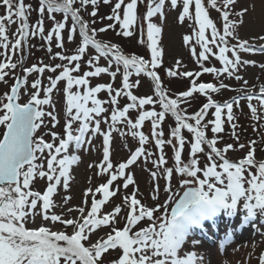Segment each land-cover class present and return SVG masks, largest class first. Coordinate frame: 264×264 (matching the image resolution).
Listing matches in <instances>:
<instances>
[{
  "label": "snow or ice",
  "instance_id": "snow-or-ice-1",
  "mask_svg": "<svg viewBox=\"0 0 264 264\" xmlns=\"http://www.w3.org/2000/svg\"><path fill=\"white\" fill-rule=\"evenodd\" d=\"M101 2L112 5L111 14L103 17L112 23L100 28H91L88 21L80 15L82 10L91 6L90 16L97 17L98 7ZM144 0H38L39 7L34 9L31 3L25 0H0V6L5 9L0 15V56L4 57L0 62V82H5L10 71L17 68V63L12 62V56L23 51V46L30 37L39 36L47 44V51L53 60L61 61L54 65H33L24 68V77L16 78L9 92L0 97V126L5 131L0 139V264H105L102 257L109 250H118L120 255L111 261V264H197L198 257L195 252L179 255L186 239L192 231L203 228L205 221L215 223V218L222 212L234 216L240 202L243 201L245 222L255 220L257 214L264 215V162L255 159V141L250 142V150L245 157L238 162L227 159V153L234 150L232 144L225 145L222 149L217 147L219 134L224 131L223 114L227 113V120L232 127V136L239 139L235 129L233 106L239 105L241 97H234L231 102L218 103L212 98L221 88L227 87L223 83L216 86L213 83H196L192 80L189 90L181 93L176 99H170L162 87L160 77L154 71L159 67L162 51L158 47L157 37L161 32L152 18L164 15L166 0H149L146 4V12L143 21H147L146 35L151 51L150 61L135 55H125L118 45L110 42L105 43L96 39L97 32H107L120 26V33L125 37L134 34L138 20V5ZM170 7L176 9L182 2V12L178 16L181 24L185 20L194 21L195 45H199L201 51L197 53L192 44L191 35L184 37V42L191 47V53L195 62L199 65L200 72H178L181 67L180 61L176 62L173 69H169V77L184 76L198 78L202 74H212L217 79L222 76L235 77L242 65L250 63L242 60L240 53L256 52L257 49L245 40L239 41L235 35L238 24L243 23V17L247 9L233 13L235 0H209L210 7L220 13L222 19V33L217 25L210 19L209 11L203 0H168ZM79 3L80 7L75 5ZM195 4L194 16L190 8ZM38 12V20L35 24L29 23L30 14ZM48 13V19L53 22V27L45 35L44 16ZM55 13H61L62 20H56ZM235 15L239 20L230 19ZM69 18L72 24L69 28V41L75 39L77 30L82 38L74 54H66L65 51L53 53L52 43L55 38L56 47L65 49L62 33L68 26ZM95 19L91 23H95ZM17 25L15 41L11 43V55L9 54L10 39L8 36L9 26ZM143 33V24L140 25ZM211 31V39L206 33ZM91 32V34H89ZM237 43L230 46V39ZM264 41V35L257 37ZM143 42V41H141ZM89 47L95 50L96 55L87 60L89 71L82 75H74L81 70V61ZM213 48L218 51H213ZM264 52V46L259 49ZM231 53V58L229 57ZM214 57L222 65V68L207 67L205 62ZM108 62V67L99 65L100 59ZM66 62V63H65ZM23 64V59L19 61ZM115 64L116 71H110ZM123 68L122 86L114 89L112 84H100L90 86L91 77H99L108 74L115 80L116 75ZM264 68V65H261ZM59 74L49 77V84L44 88L45 97L40 98L42 90V78L45 71ZM38 73L30 88L34 90L30 94L27 103H19L21 89L27 92V77ZM140 76L144 74L154 82L155 94L153 97H137L133 94V87L139 86L129 82L132 74ZM60 81L65 82L64 95L66 102L67 122L64 128V137L52 132V142L45 141L43 136H36L37 131L44 124V117H50L52 126L58 123L54 110L45 112L42 105H52V94ZM247 85V81H244ZM75 89V91H74ZM81 89L83 91H81ZM106 91L109 100L98 99V94ZM199 93L207 98L201 109L188 115L181 108L182 103H188L194 94ZM121 96L127 97L129 103L123 108L119 106ZM253 120H260L257 106L252 104L257 100L259 108L264 110V85H261L259 94L249 92L245 97ZM7 101V102H5ZM159 103L162 110L157 112L155 104ZM111 104L110 117L104 114L108 112L105 104ZM91 105V107L89 106ZM152 105V110H145V106ZM54 109V105H53ZM214 109V119L205 123V117L209 110ZM137 111L135 121L129 117L130 111ZM175 118V126L171 128L168 139L164 138L163 122L168 114ZM110 121V122H109ZM146 121L151 122V137L154 140L158 156L152 160L156 170L151 171L153 179L161 175L167 182L165 191L168 193L166 201L149 207L141 203L137 198L138 189L130 195L122 196V204L116 205L110 212L101 215L102 207L109 200L120 193L121 188L127 190L130 185H135L133 175L126 170L136 165L142 158L147 162L153 155L147 152L145 145L149 143V136L141 130ZM189 121H193L191 123ZM79 123L74 134L73 125ZM108 125L106 131H102L101 123ZM125 125L131 130L133 138H137L139 147L131 153L127 161L114 166L110 159V145L114 132L121 135L118 125ZM211 125L213 138L207 137L206 129ZM184 130L192 135L191 141H186L182 134ZM91 134V136H89ZM100 135L103 137V160L94 165L98 168V175L107 174L106 183L97 186L94 190L89 188L84 193L83 206L76 209L68 208L67 211L78 212V217L64 219L63 215L51 212L56 207L53 196L63 182L65 191L69 189L70 169L79 161L78 156L69 155V148L75 144L80 149L85 144H91V137ZM56 141H59L57 144ZM190 143V159L185 162L182 154L185 144ZM170 146L174 152V164L168 165L165 147ZM205 145L208 151L205 152ZM243 149L245 145L240 144ZM45 153L47 155L45 156ZM198 154H204L207 164L201 168ZM37 161H40L37 163ZM46 161V170L45 162ZM256 169L253 173L251 170ZM180 177V191H174L172 187L173 175ZM247 173V177L245 176ZM201 175L203 178H201ZM39 178L47 180L46 190H32L33 181ZM122 181V184L115 182ZM245 184L248 186L246 187ZM115 185V186H114ZM160 187L157 183L152 191V200L159 199ZM96 194L102 198L96 199ZM92 196L90 209L88 197ZM65 197V204L70 200ZM39 204V209H38ZM122 207L127 212H122ZM163 209V214L155 217L154 213ZM42 221L57 222L64 226V230L53 231L43 223L39 228L28 229L26 223L31 219L35 222L36 217ZM150 223L146 227L133 232V229L143 220ZM124 223V227L117 228L118 223ZM111 227L107 233L97 234L96 240H90V236L101 227ZM71 227L72 233L67 234L66 228ZM87 242V246L86 243ZM260 264H264V255L260 257Z\"/></svg>",
  "mask_w": 264,
  "mask_h": 264
},
{
  "label": "rangeland",
  "instance_id": "rangeland-1",
  "mask_svg": "<svg viewBox=\"0 0 264 264\" xmlns=\"http://www.w3.org/2000/svg\"><path fill=\"white\" fill-rule=\"evenodd\" d=\"M127 2V0H126ZM149 0H144L143 3L138 5V16L141 17L138 20L134 34L131 37H125L120 33L121 29L119 25H116L115 29H109L107 32H97L96 39L105 42L112 43L119 46V48L127 51L126 53L121 51L125 55L132 56L131 53L135 56H143L145 60L150 61L151 51L149 48V41L147 40L146 35V26L147 21H143V14L146 12V4ZM205 7L209 11L210 19L217 25V28L222 33V19L219 12L214 11L210 7L208 0H203ZM25 3H31L34 9L39 7L38 0H25ZM115 0H113V4ZM75 7L79 8L80 5L77 3ZM112 5H105L101 2L98 7L97 17L92 18L89 14L92 11L91 6L86 10H82L80 15L84 20L88 21L91 28L100 29L110 23L107 19H102L111 14ZM247 9L246 15L243 17V23L238 24L237 31L235 35L239 37V41H249L252 45H256L254 48L257 49L256 52L245 53L241 52L240 56L242 60L249 61L250 63L244 64L240 67L238 75L242 77L241 80H236L235 77L222 76L219 79L215 78L212 74H202L196 79V82L203 80L205 82L209 81V75L212 76V79L215 81L216 86L222 82L227 83V87L220 89L219 92L213 93L212 98L218 103L231 102L234 97H239L244 93L249 92H259L261 85H264V68L261 65H264V52H260L259 49L264 46V41L256 39L257 37L264 35V0H235L233 5V13L239 12L242 9ZM5 9L0 6V11ZM182 12V2L178 5L176 9L170 7V3L166 0V5L164 9V15H157L152 18V23L156 24L161 28V32L157 37L158 47L162 51V58L159 67L154 69L158 76L160 77L161 84L166 90V93L169 97L176 99L181 93L190 89L192 83V77L176 76L169 77L167 72L169 69H173L177 61H180L181 67L177 69L178 72H199L201 69L199 65L195 62V59L191 53L190 45L185 44L184 37L191 35L193 37L192 44L195 45V25L194 21L185 20L181 24L178 20L179 14ZM190 12L194 16L195 14V4L190 8ZM1 13V12H0ZM1 15V14H0ZM56 20H62L63 16L61 13H55ZM95 19V23L91 21ZM230 19L239 20L235 15L231 16ZM38 20V12L33 11L29 17V23L35 24ZM143 24L144 31L143 33L140 30V25ZM72 24L71 19L68 20V26H66L65 31L62 33L64 37L65 49H59L56 47L55 38L53 39L52 48L53 53L61 52L66 50V54H74L77 46L81 43L82 38L79 35V31L75 35V39L69 41V28ZM44 27L45 35L53 27V22L48 19V13L45 12L44 16ZM17 29L16 24L9 26L8 36L10 39L9 44V54L11 55V43L15 41V32ZM91 34V32L89 33ZM206 35L211 39V31L209 30ZM233 40V39H232ZM143 41V42H141ZM237 40H233L232 44H236ZM231 46V44H230ZM197 53L201 51L199 45H195ZM3 48H0V52H3ZM213 51H218L213 48ZM95 50L89 47L87 53L84 55L83 60L81 61V70L79 73H74V75H82L84 72L91 69L87 66V60L95 56ZM231 58V53H229ZM23 59V64L21 65L19 61ZM4 57L0 56V62H3ZM12 62L17 63V68L15 70H6L10 71L9 76L5 78V82H0V97H3V94L9 92L10 87L15 83L16 78L21 74L24 77V68L31 67L33 65H41V62L44 65H54L59 64L61 61L58 59L53 60L51 54L47 51V44L45 41L41 40L39 36L30 37L29 41L23 46L22 52H17L16 55L12 56ZM66 63V62H65ZM99 65L102 67H108V62L101 58ZM207 67H216L218 69L222 68V65L214 57H210L209 61L205 62ZM110 71H116L115 64L112 65ZM59 74L51 73L45 71L42 78V90L40 98L44 99L46 88L49 84V77L55 78ZM122 74L123 68L121 67L120 72L116 75L115 80L113 81L112 77L108 74H101L99 77H91L90 86L96 87L100 84H112L114 89H119L122 86ZM39 77L38 73H33L27 77L28 87L27 92L24 88L21 89V97L19 103H27L30 99V94L34 91L30 88L31 83ZM139 81L138 87H133L132 92L137 97H153L154 100H158V97L155 94V87L153 81L150 77L141 74L140 76L135 75L134 73L130 76L129 82L135 84L136 81ZM244 81H247V85L244 84ZM65 82L60 81L57 85V88L52 94V105H42L41 109L45 112H50L54 110V114L57 116L58 123L55 127L52 126V121L50 117H44V124L37 131L36 136H43L45 141L52 142L51 133H57L61 138L64 137V128L67 122L66 116V102L64 95ZM232 90L231 89H235ZM75 91V89H74ZM81 91H83L81 89ZM98 99L109 100L108 93L102 91L98 94ZM207 98L204 95L199 93L194 94L192 98L189 99L188 103H182L181 108L185 110L188 115H192L200 110V108L206 103ZM7 102V101H5ZM127 103H129L127 97L121 96L119 100V106L123 108ZM252 104L257 106L258 115L261 116L260 120H253L251 112L248 108V101L240 99L239 105L233 106V115L234 120L232 123L236 124V133L239 139H235L232 136V127L227 120V113L223 114L224 119V131L219 134V142L217 147L223 148L225 145L232 144L234 150H230L227 153V159L231 162H238L241 158L245 157L247 152L250 150V142L255 141V159L258 162H264V110L259 108V103L256 100L252 101ZM54 105V109H53ZM91 107V105H89ZM108 112L104 115L110 117L112 105H104ZM152 105L145 106V110H152ZM155 110L157 112L161 111L162 108L157 102L155 104ZM213 110H209L208 117ZM3 113L0 112V115ZM137 111H130L129 117L135 121L137 118ZM206 116V117H207ZM206 120V118H205ZM110 122V121H109ZM194 123L193 121H189ZM175 118L168 114L163 122L162 128L164 131V138L168 139L169 133L172 127H174ZM79 126V123H74L73 130L74 134L76 128ZM108 125L101 123L102 131L107 130ZM121 129V132L127 133L126 135H121L120 132H114L110 145V159L114 166H118L120 163L127 161L131 153L134 152L139 147V142L137 138H133L131 135V130L128 129L125 125H118ZM211 125L207 128L206 133L209 139L213 138V133L211 131ZM145 135L149 136V143L145 145L147 152L152 153L153 155L149 158L147 162H144L143 158L137 162L136 165H133L130 169L126 170L128 173L133 175L135 180V185H130L127 190L121 188L120 193L115 197L111 198L101 209V215L103 213L110 212L116 205L122 204V196L125 194L130 195L134 190L138 189L137 198L141 200L142 204H145L149 207H155L157 204H162L166 201L168 193L165 191L167 182L161 175L157 179H153L151 176V171L156 170L152 164V160L156 159L158 156V150L155 147L154 140L151 137V122L146 121L143 128L141 129ZM5 129L3 126H0V139L3 137V132ZM183 135L186 138V141L192 140V135L186 130ZM91 136V134H89ZM58 144L59 141H56ZM240 144L245 145L243 149L239 147ZM205 147V152L208 151L207 145ZM69 155L78 156L79 161L74 164L70 169V181L69 189L65 191L63 188V182L61 186L57 189V193L53 196V201L56 207L51 209V212H54L57 215H63L64 219L77 218L78 212L72 211L69 213L68 208L76 209L80 206H83V201L85 199L84 193L87 189H95L97 186L106 183L108 176L98 175V168L94 165L99 164L103 160V137L96 135L91 137V144H85L80 149L75 147V144L71 145L69 148ZM166 159L168 160L167 166H172L174 164V152L170 146L165 147ZM47 153H45V156ZM200 160V167L203 168L207 164V159L204 154H198ZM182 159L186 162L190 159V143L185 144V148L182 154ZM40 161H37L39 163ZM45 169H46V161ZM253 173L256 172V169L251 170ZM247 177V173H245ZM201 178L202 175H201ZM180 177L178 174L173 175L172 178V187L174 191H180L182 189L179 187ZM46 178L41 180L36 178L32 184V190L40 191L43 193L47 187ZM117 184H122V181L115 182ZM159 184V199L157 201L152 200V191L156 184ZM115 186V185H114ZM247 187L248 185L245 184ZM65 197H70L71 199L65 204ZM102 198L100 194H96V199ZM92 196L88 197V207L86 212L90 209ZM243 201L240 202L238 210L234 216L228 215L226 212L222 211L216 218L215 223L212 221H205L203 228H197L192 231L190 236L186 239L185 244L183 245L179 255L184 257L185 253L195 252L198 257L197 264H260V257L264 255V215L257 214L255 220L245 222L244 216L246 213L242 210ZM39 209V204H38ZM122 212L126 213L127 209L122 207ZM163 214V209L159 212L154 213L155 217H159ZM48 226L51 230H64V226L60 223L52 224L50 221H42L38 216L36 217L35 222H32L31 219L26 223L25 227L28 229L39 228L41 224ZM141 223L146 224L150 223L147 219L141 221ZM142 225L138 224L133 232L137 231ZM146 226V225H144ZM117 228H123L124 223H118ZM111 230V227H101L97 230L96 233H93L90 236V240L93 242L97 238V234L107 233ZM67 234L72 233V228H66ZM86 246H87V242ZM120 252L118 250H109V253L105 254L102 259H104L105 264H111V261L118 258ZM63 264V262H62Z\"/></svg>",
  "mask_w": 264,
  "mask_h": 264
},
{
  "label": "trees",
  "instance_id": "trees-1",
  "mask_svg": "<svg viewBox=\"0 0 264 264\" xmlns=\"http://www.w3.org/2000/svg\"><path fill=\"white\" fill-rule=\"evenodd\" d=\"M209 1V0H208ZM222 2V0H218V3H221ZM214 10V9H213ZM215 11V10H214ZM1 13V15L2 14H4V10H2V11H0ZM238 38V40H240L239 39V37H237ZM230 39V44L231 45H234V44H232L233 43V40L231 39V38H229ZM122 49V48H121ZM123 50V52H127V51H125L124 49H122ZM131 55H135V54H133V53H131ZM139 57H142L144 60H145V57H143V56H139ZM145 61H148V60H145ZM201 71V70H200ZM199 71V72H200ZM209 78H210V80L209 81H207V82H205V81H203V80H200V81H198V82H196L197 84H199V83H213V84H215V81L212 79V76L211 75H209ZM216 78V77H215ZM151 79V78H150ZM192 79H195V77H192ZM161 81V80H160ZM154 83V82H153ZM224 85H226V86H228L227 85V83L226 82H222ZM192 84V83H191ZM215 85H217V84H215ZM163 87V86H162ZM190 87H191V85H190ZM222 89V88H221ZM236 89H238V88H235V89H231V91L232 90H236ZM165 90V89H164ZM165 92H166V90H165ZM169 97V96H168ZM170 99H174V98H171V97H169ZM213 100H215L214 98H213ZM201 109V108H200ZM213 112H214V109H213V111L210 113V115H209V117L207 116L206 117V120H205V123L207 122V121H209V120H213L214 119V115H213ZM170 114V113H169ZM174 126H175V123H174ZM210 126V125H209ZM208 126V127H209ZM207 130V129H206ZM185 131V130H184ZM184 131H183V133H184ZM187 131V130H186ZM182 133V134H183ZM187 162V161H186ZM46 170V169H45ZM148 226V225H147Z\"/></svg>",
  "mask_w": 264,
  "mask_h": 264
},
{
  "label": "water",
  "instance_id": "water-1",
  "mask_svg": "<svg viewBox=\"0 0 264 264\" xmlns=\"http://www.w3.org/2000/svg\"><path fill=\"white\" fill-rule=\"evenodd\" d=\"M18 78H21V79H23V77H22V75H21V74L19 75V77H18Z\"/></svg>",
  "mask_w": 264,
  "mask_h": 264
}]
</instances>
